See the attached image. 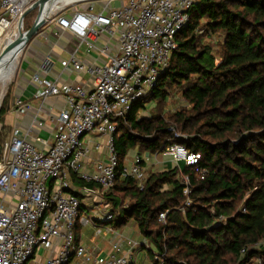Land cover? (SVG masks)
<instances>
[{"label":"trees","instance_id":"1","mask_svg":"<svg viewBox=\"0 0 264 264\" xmlns=\"http://www.w3.org/2000/svg\"><path fill=\"white\" fill-rule=\"evenodd\" d=\"M188 23L153 92L116 119L114 140L121 162L132 148L165 151L177 141L173 131L140 112L147 100L165 99L168 84L181 86L191 108L176 114V128L187 133L178 141L202 154L208 173L184 169L189 194L177 168L151 173L142 190L134 178L118 177L113 189L120 195L108 194L110 222L136 221L164 256L154 264H264V0H199ZM201 24L222 36L219 58L197 35ZM166 211V222L159 221Z\"/></svg>","mask_w":264,"mask_h":264},{"label":"built area","instance_id":"2","mask_svg":"<svg viewBox=\"0 0 264 264\" xmlns=\"http://www.w3.org/2000/svg\"><path fill=\"white\" fill-rule=\"evenodd\" d=\"M37 1L0 0V40ZM198 1L93 0L86 7L79 1L63 6L51 17L107 60L86 66L75 53L61 60L66 69L86 68L95 78L92 89L61 84L38 73L32 76L36 97L43 101L49 96L62 97L65 106L55 118L54 140L48 149L37 147L18 127L2 142L0 264H34L38 248L53 249L56 245L58 249L45 264H70L74 258V264H135L127 255H97L76 240L78 222L85 224L89 217H81V199L69 189L73 177L93 183L104 192L114 188L118 177L134 178L143 189L148 179L144 158L136 154L131 162L120 161L114 140L116 119L127 116L135 102L153 92L160 75L171 65L172 53L178 47L176 37L189 24L190 10ZM101 34L109 43L96 46L94 41ZM113 40L116 49L110 42ZM51 66L52 60L45 59L41 71L48 74ZM16 102L21 110L28 107L20 98ZM85 134L103 135L105 144L83 140ZM173 134L177 141L165 150L176 163L184 161L204 178L208 170L200 167L202 154L178 141L187 135ZM38 141L47 143L41 138ZM102 147L107 159L96 160L92 172L83 170L92 150ZM181 183L189 194V174L183 175ZM84 190L90 191L88 187ZM167 212H161L158 220L166 222ZM113 217L112 211H105V220Z\"/></svg>","mask_w":264,"mask_h":264},{"label":"crops","instance_id":"3","mask_svg":"<svg viewBox=\"0 0 264 264\" xmlns=\"http://www.w3.org/2000/svg\"><path fill=\"white\" fill-rule=\"evenodd\" d=\"M61 8L63 7L54 6L51 9V15L53 16L58 13ZM94 42L96 46H102L109 43V39L106 35L101 34ZM110 42H112L113 48L116 49V41L113 40ZM71 53H75L77 58L86 66H97L107 60L98 50L89 48L86 42L79 41L70 31L61 27L56 19L47 21L21 52L15 56L10 65V69H7L6 76L12 79L9 92L10 97L3 115V124L8 127L10 134L13 129L18 127L37 147L41 149H48L50 147L55 135V118L65 106V101L62 97L55 96H49L44 101L36 97L35 91L37 86L32 76L38 73L56 80L61 84L71 83L80 86L83 85L89 89L94 88L95 78L86 68L78 71L72 68H63L61 65V60L68 57ZM45 59L52 60V66L48 74L41 71V65ZM18 98L27 104L28 107L25 110L19 108L16 102ZM150 116L151 114H148L144 117L148 118ZM38 138L45 140L47 143L39 142ZM132 149H135V153L140 154L144 158L143 164L148 177L151 173L163 172L173 168H177V171H179L178 177L180 181L184 174H188L184 171L187 168L185 162L176 163L173 155L166 150L152 153L150 151H138L137 148ZM131 150L128 151L122 163L133 161L136 154L134 153V157H130ZM144 153H147L149 156L143 155ZM89 157L84 162L83 170L92 172L96 160L107 159L105 148L102 147L100 150L93 149ZM84 187H88L90 191L84 190ZM69 192H72L81 199V217H89V221L85 224L96 227L95 233L90 238H85L82 235V226L85 224L78 222L76 226V240L93 250L97 255H103L108 252H112L118 256L127 255L135 264H141L137 259L138 254L136 252L141 248H145L142 246L144 243L131 237L135 233H141L137 222L132 221V225L123 231L117 229L125 224L118 227L105 228V236L109 237L111 242L101 248L98 239L101 232L99 228L102 227L103 223L110 222L105 220L104 216L105 211H112L113 209L109 206L111 201H105L104 203L102 201L104 207L98 212L94 205L100 202L99 199H101L105 192L100 190L95 184L89 185L76 177H73L72 187L69 189ZM145 245L147 247V244ZM115 246H117V250L114 249ZM57 249V245L53 249L38 248L32 262L34 264H45V261ZM74 261H76L75 258Z\"/></svg>","mask_w":264,"mask_h":264},{"label":"rangeland","instance_id":"4","mask_svg":"<svg viewBox=\"0 0 264 264\" xmlns=\"http://www.w3.org/2000/svg\"><path fill=\"white\" fill-rule=\"evenodd\" d=\"M93 0H83L80 1L79 4L81 6H88L89 2H92ZM78 4V5H79ZM38 11L33 10L26 18L25 22H24V28L25 30L29 29L30 26L33 24L36 16H37ZM49 20H55V17L50 18ZM204 23V22H201ZM203 24L200 25V28L197 29V35L199 37H201V39H203L204 43H207L209 45H211V47H213V52L215 53V55L218 56L219 58V53L221 51V44H222V36L220 35V33H211L210 35L207 34L205 28H203L202 26ZM15 32L13 30L8 31L7 33H5L1 40H0V50L6 45L5 43H7V41L10 38H14ZM219 59H217L218 62ZM10 69V66L8 67V70ZM6 71L4 78L2 79V82L0 83V108L3 107V109L5 110L8 99L10 97V84H11V79L10 77L8 78L7 72ZM6 76V77H5ZM10 79V80H9ZM166 89V98L163 100H155V99H151L150 101L147 100V108L143 109L140 112V115L145 116L148 114H156L160 119H162L164 122H167L168 124V128H172L174 133H177L179 135H183L186 136L187 133L186 132H182L179 131L176 127H178L177 122H175V118H176V114L178 112L182 111H187L189 108H191V105H189L187 103V101L185 100L184 96H183V89L181 88V86H176V85H171L168 84L167 86H165ZM10 136V130L8 129V127L4 126L3 124V115H0V158H1V153H2V142L4 140H6L8 137ZM91 138L92 141H94V143H101V144H105V140H104V136L103 135H99V136H93L92 134H85L83 136V140L89 139ZM135 153V149H132L130 151L129 156L130 157H134ZM143 155L147 156V153H144ZM149 156V155H148ZM108 194H112V195H120L119 192H115L114 189H111L109 191H105V193L103 194V196L101 197V199H99V203H96L94 206L96 208V210L99 212L101 211V209L104 207L102 204L105 201H110L108 199ZM102 195V194H101ZM131 199L129 196L125 197V201L124 203H130ZM109 206L111 208H113V204L112 202H110ZM90 214V213H89ZM132 225V220L127 221V224L118 227L117 230L119 231H123L125 229H128L130 226ZM114 223L113 222H107V223H103L102 227H100V236H99V242H100V247H105L107 244H110L111 239H109V237L105 236L104 230L105 228L108 227H113ZM96 231V227H94L93 225L90 224H85L82 226V235H84V237H91ZM111 237V236H110ZM132 238L138 240L141 243H145L147 244V247L145 248H141L139 250H137V259L139 261V263L141 264H153L154 259L159 260L160 262H163L164 260V256H162L159 252H157V248L156 246L151 243L150 239L147 238L145 235H143L142 233H135L133 236H131ZM158 253V258L155 257V254L153 253ZM74 259L71 261L70 264H74ZM254 263L255 264H260V261L257 259H254Z\"/></svg>","mask_w":264,"mask_h":264},{"label":"water","instance_id":"5","mask_svg":"<svg viewBox=\"0 0 264 264\" xmlns=\"http://www.w3.org/2000/svg\"><path fill=\"white\" fill-rule=\"evenodd\" d=\"M58 0H38L30 9L26 10L22 14L17 22L15 23V37L13 40L9 41L1 50H0V65L2 63L3 57L11 51H21L31 38L36 35L43 25L49 21L52 17L51 9ZM38 11L37 16L30 26L29 29L25 30L22 28L23 22L26 20L27 16L33 11Z\"/></svg>","mask_w":264,"mask_h":264},{"label":"bare ground","instance_id":"6","mask_svg":"<svg viewBox=\"0 0 264 264\" xmlns=\"http://www.w3.org/2000/svg\"><path fill=\"white\" fill-rule=\"evenodd\" d=\"M79 1H83V0H58L54 6H58V7H63L66 4H73ZM53 6V7H54ZM52 7V8H53ZM13 31L16 32V28H15V24L13 26ZM15 37V35H14ZM14 38H10L7 43L11 40H13ZM5 43V44H7ZM21 51H11L9 53H7L3 59H2V63L0 65V83L2 82V79L4 78V75L8 69V67L12 64V60L15 58L16 55H18Z\"/></svg>","mask_w":264,"mask_h":264}]
</instances>
